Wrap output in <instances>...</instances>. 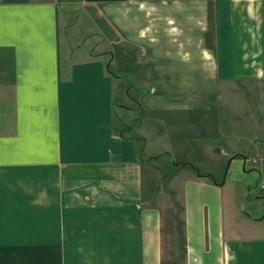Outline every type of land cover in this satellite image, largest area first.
Returning a JSON list of instances; mask_svg holds the SVG:
<instances>
[{
	"label": "crops",
	"instance_id": "1",
	"mask_svg": "<svg viewBox=\"0 0 264 264\" xmlns=\"http://www.w3.org/2000/svg\"><path fill=\"white\" fill-rule=\"evenodd\" d=\"M59 13L54 0H0V250L58 254V264H159L149 161L175 152L194 169L171 178L181 264H264V196L246 178L255 171L259 185L264 174V0H213L210 44L192 67L220 83H259L262 123L198 102L167 106L181 119L157 132L178 136L165 151L113 125L116 77L101 56L61 40ZM234 168L239 180H227Z\"/></svg>",
	"mask_w": 264,
	"mask_h": 264
},
{
	"label": "rangeland",
	"instance_id": "2",
	"mask_svg": "<svg viewBox=\"0 0 264 264\" xmlns=\"http://www.w3.org/2000/svg\"><path fill=\"white\" fill-rule=\"evenodd\" d=\"M54 1L59 4L61 40H65L73 52L101 56L105 69L116 77L113 78V125L124 135L134 137L137 142L145 135L148 148L154 151L164 147L167 150L169 146L175 149L178 138L175 132L167 136V142L156 137L162 125H166L165 120L175 126L181 119L180 113L170 116V109L165 107L195 102L201 107L209 104L211 110H219L221 116L228 112L234 117L239 115V122H244L245 118L255 120L258 126L262 123L263 99L259 83H220L213 77L197 75L192 68L202 65L201 54L210 44L207 40L213 30V0ZM239 103L245 104L244 107L237 108ZM162 141H165L163 148ZM178 157L174 152L149 161L151 202L159 211L161 221V264H181L179 206L176 184L171 178L178 168L189 174L194 169L177 163L181 161ZM235 160L233 164L239 165L241 158ZM236 168L231 169L227 180H239L241 174ZM218 175L214 173L215 177ZM246 178L253 195L264 196V189L256 182L255 171ZM146 181L147 178L144 184ZM236 202L248 209L241 196ZM262 212L264 214V209ZM57 257L58 254L28 249L0 250V264H53Z\"/></svg>",
	"mask_w": 264,
	"mask_h": 264
},
{
	"label": "built area",
	"instance_id": "3",
	"mask_svg": "<svg viewBox=\"0 0 264 264\" xmlns=\"http://www.w3.org/2000/svg\"><path fill=\"white\" fill-rule=\"evenodd\" d=\"M258 186H259L260 189H264V175L261 176V179H260V182H259Z\"/></svg>",
	"mask_w": 264,
	"mask_h": 264
},
{
	"label": "trees",
	"instance_id": "4",
	"mask_svg": "<svg viewBox=\"0 0 264 264\" xmlns=\"http://www.w3.org/2000/svg\"><path fill=\"white\" fill-rule=\"evenodd\" d=\"M159 264H161V263H159Z\"/></svg>",
	"mask_w": 264,
	"mask_h": 264
}]
</instances>
